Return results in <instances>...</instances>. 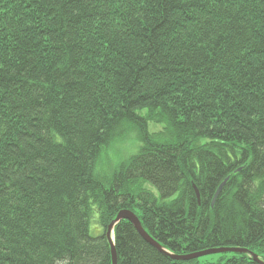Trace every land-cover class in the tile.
<instances>
[{
    "label": "trees",
    "instance_id": "trees-1",
    "mask_svg": "<svg viewBox=\"0 0 264 264\" xmlns=\"http://www.w3.org/2000/svg\"><path fill=\"white\" fill-rule=\"evenodd\" d=\"M121 209L171 254L264 260V0H0V264H113ZM119 222L117 264H259L175 260Z\"/></svg>",
    "mask_w": 264,
    "mask_h": 264
},
{
    "label": "rangeland",
    "instance_id": "rangeland-1",
    "mask_svg": "<svg viewBox=\"0 0 264 264\" xmlns=\"http://www.w3.org/2000/svg\"><path fill=\"white\" fill-rule=\"evenodd\" d=\"M142 114L146 115L148 113V109L144 108L139 110ZM148 128L151 132H160L166 131L165 137L169 136L166 125L164 123H159L154 120L148 121ZM140 133L137 126L129 124L127 126V131L122 135L114 139L111 143L105 145L102 148L100 156L98 158L96 164V173L102 179L107 181L109 178L111 179L114 172L119 168L120 164L128 159L132 154L138 152L140 146L142 145V140L139 137ZM110 182L108 180L107 184ZM141 185L150 188L157 195L159 194L158 189L151 182L143 183ZM91 232L94 235H98L102 232V226L98 222L97 213L94 212L93 218L91 220ZM204 260H218V255H206L203 256Z\"/></svg>",
    "mask_w": 264,
    "mask_h": 264
},
{
    "label": "water",
    "instance_id": "water-1",
    "mask_svg": "<svg viewBox=\"0 0 264 264\" xmlns=\"http://www.w3.org/2000/svg\"><path fill=\"white\" fill-rule=\"evenodd\" d=\"M228 180V178L219 186L218 190L216 191L215 197L213 199V204L216 201V198L218 197V195L220 194V192L222 191L223 186H225L226 181ZM195 190H196V194L198 197V201L199 203H201V197H200V192L199 189L197 188L196 185H194ZM122 219H127L129 221H131L135 228L138 230V232L141 234V236L147 241L149 242L151 245H153L154 247H156L158 250L171 255V257H173L175 260H188V259H193V258H199V257H203L206 255H210V254H216L218 253H223V252H237V253H249L251 255V257L257 261L259 264H264V260H262L256 253H254L253 251L249 250L248 248H243V247H234V246H228V247H216V248H209V249H204L201 251H197L193 252V253H188V254H171L168 250H166L161 243L155 239L150 233L149 231H147L143 225H142V221L140 220L139 216L132 210V209H121L116 218L110 222L108 229H107V237L109 238V240L112 242L111 243V248H112V263L113 264H117V251H116V247H115V243L113 241V232H114V227L120 223L119 221H121Z\"/></svg>",
    "mask_w": 264,
    "mask_h": 264
}]
</instances>
